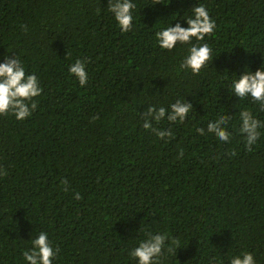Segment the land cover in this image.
<instances>
[{
	"label": "trees",
	"instance_id": "trees-1",
	"mask_svg": "<svg viewBox=\"0 0 264 264\" xmlns=\"http://www.w3.org/2000/svg\"><path fill=\"white\" fill-rule=\"evenodd\" d=\"M201 2L217 23L214 55L193 74L180 68L188 45L162 50L154 34L186 27L173 14L197 0H135L126 33L108 0H0V62L19 56L43 88L30 117L0 114V264H25L40 231L59 250L53 264H136L145 230L180 240L159 264H229L249 251L264 264V129L251 151L238 131L241 108L264 120V104L229 87L264 63V0ZM77 58L84 87L68 72ZM177 100L192 105L183 122L143 127L148 108ZM221 112L228 142L207 129Z\"/></svg>",
	"mask_w": 264,
	"mask_h": 264
},
{
	"label": "clouds",
	"instance_id": "clouds-1",
	"mask_svg": "<svg viewBox=\"0 0 264 264\" xmlns=\"http://www.w3.org/2000/svg\"><path fill=\"white\" fill-rule=\"evenodd\" d=\"M135 0H108L107 10L112 14L117 22V27L121 32H129L134 27L136 10ZM173 20L186 21L187 26H182L180 22L167 23L155 32V41L160 49L172 51L180 45H188L187 52L183 56L180 68L189 69L193 74H198L202 68L206 67L213 58V48L206 38L214 35L217 27L205 4L201 0L190 9L179 13ZM25 27L26 26H22ZM11 53V52H9ZM68 72L78 81L80 87H84L89 82L87 71V61L80 58L75 59L68 66ZM230 91L241 99L251 98L252 101L264 104V63L254 72L248 66L242 73L235 74L229 78ZM43 88L39 77L35 72H27L24 63L19 56L13 58L5 54L4 61L0 62V114L11 112L17 120H24L30 117L37 108L35 97L42 94ZM191 103L177 100L171 103L168 108L153 105L145 113L143 127L152 128V121L160 122L167 119L170 122H183L190 109ZM227 116L221 112L215 119L209 120L207 129L214 132L220 141L228 142L232 133L225 126ZM239 133L245 142V147L251 151L264 129V120L258 119L251 108H241L238 113ZM201 133L204 129H198ZM156 135L160 138L170 135L169 131L157 130ZM67 185V181H63ZM75 198L79 199L80 194L75 193ZM142 227H144L142 225ZM180 245L178 238H172L168 232H153L145 230V238L139 240L136 247L129 256L135 258L136 264H159L161 256L165 251L172 253L177 251ZM58 249L53 247L46 231H40L31 238V247L24 248L21 257L25 264H53ZM229 264H256V258L252 252H243L229 258Z\"/></svg>",
	"mask_w": 264,
	"mask_h": 264
}]
</instances>
